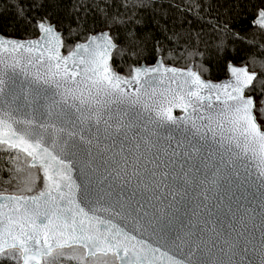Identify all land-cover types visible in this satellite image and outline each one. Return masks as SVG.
Segmentation results:
<instances>
[{
  "label": "snow or ice",
  "instance_id": "obj_1",
  "mask_svg": "<svg viewBox=\"0 0 264 264\" xmlns=\"http://www.w3.org/2000/svg\"><path fill=\"white\" fill-rule=\"evenodd\" d=\"M141 4L143 0H135L132 7ZM32 7L40 11L29 15L17 6V15L36 29L37 38L0 39V101L5 105L14 100L7 94L22 76L28 91L48 98L52 107H71L97 121L114 119L129 130L163 132L187 158L194 156L208 167L214 164L217 176L242 173L264 185V129L258 122V117L264 120V75L258 80L246 67L230 66L231 79L213 83L196 71L167 67L163 60L121 75L113 66V52L140 54L130 47L133 23L139 21L107 11L104 19L91 20L77 15L75 5L54 19V13L44 11L43 0ZM253 17L252 23L264 30V0L253 5ZM238 19L243 24L239 13L218 23L217 49H225V37L233 43L244 39L236 30ZM96 26L99 31L89 35ZM81 36L86 42L75 43ZM66 41L74 47L63 55ZM176 109L183 115L177 117ZM34 127L0 108V145L25 153L45 178L37 194H30L32 181H26L17 193L0 195V261L43 264L45 256L64 248L117 254L122 238L81 205L71 165L56 155L55 141L49 146L43 136L33 138ZM71 258L88 264L85 256Z\"/></svg>",
  "mask_w": 264,
  "mask_h": 264
},
{
  "label": "water",
  "instance_id": "obj_2",
  "mask_svg": "<svg viewBox=\"0 0 264 264\" xmlns=\"http://www.w3.org/2000/svg\"><path fill=\"white\" fill-rule=\"evenodd\" d=\"M0 39L30 40L2 34ZM62 54L68 53L62 49ZM159 60L161 56L153 64L134 67L155 66ZM230 66L251 72L247 65L229 64L228 77L212 81L194 64L180 69L221 83L231 79ZM9 92L14 100L7 105L0 101V108L33 122L34 139L43 136L49 146L56 142V155L71 165L81 205L122 238L114 254L117 264H264V185L260 181L242 173L217 176L214 164L208 167L194 156L187 158L163 132L129 130L114 119L97 121L71 107H52L51 100L28 91L22 76L16 77ZM174 114L183 115L179 109ZM36 168L43 185L30 194L45 185L43 170ZM83 249L86 257L110 254L94 255V248L91 253Z\"/></svg>",
  "mask_w": 264,
  "mask_h": 264
},
{
  "label": "trees",
  "instance_id": "obj_3",
  "mask_svg": "<svg viewBox=\"0 0 264 264\" xmlns=\"http://www.w3.org/2000/svg\"><path fill=\"white\" fill-rule=\"evenodd\" d=\"M36 0H0V34L16 39L37 37L34 27H29L17 15V6H23L26 13L36 15L40 10L32 5ZM44 11L63 14L65 8L75 5L77 15H84L91 20L104 19V13L118 14L125 19L133 17L135 36L132 51L113 53V66L123 75H129L132 68L142 63L153 64L161 56L166 64L187 68L194 64L200 74L212 81L228 77L229 64L247 65L251 72L257 73L259 80L264 75V30L255 26L253 5L260 0H143V4L132 7L135 0H43ZM234 13L241 14L243 24L238 19L236 30L243 40L233 43L225 37L224 50L217 49L218 33L216 26ZM231 28L232 25H229ZM99 31L89 33L95 34ZM107 31V29H105ZM85 37H76L75 43L85 41ZM74 47L67 41L63 48L68 53ZM142 50V51H141ZM192 53V56H189ZM255 83V82H254ZM258 120L264 127V120ZM30 159L17 149L0 145V194H15L26 181H32L33 192L43 185V178L38 168L29 165ZM74 255L85 256L83 248L62 249L59 253L44 258V264H78ZM86 257V256H85ZM88 264H116L115 255H97L89 257ZM0 264H12L0 261Z\"/></svg>",
  "mask_w": 264,
  "mask_h": 264
},
{
  "label": "rangeland",
  "instance_id": "obj_4",
  "mask_svg": "<svg viewBox=\"0 0 264 264\" xmlns=\"http://www.w3.org/2000/svg\"><path fill=\"white\" fill-rule=\"evenodd\" d=\"M258 122H259V120H258ZM260 123V122H259ZM262 129H264V127H262ZM25 154V153H24ZM26 155V154H25ZM27 156V155H26ZM29 158V157H28ZM30 159V158H29ZM85 251V250H84ZM53 255V254H52ZM51 255V256H52ZM111 255H113V254H111ZM85 256H86V253H85ZM50 257V256H49ZM116 257V256H115ZM87 258H89V257H87ZM116 261H117V259H116ZM44 264V263H43ZM117 264V263H116Z\"/></svg>",
  "mask_w": 264,
  "mask_h": 264
}]
</instances>
